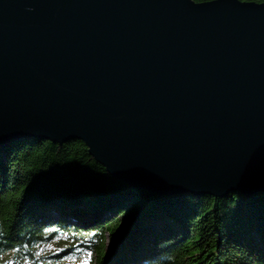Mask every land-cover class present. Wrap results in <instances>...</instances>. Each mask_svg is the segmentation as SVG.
Here are the masks:
<instances>
[{
  "label": "water",
  "instance_id": "water-1",
  "mask_svg": "<svg viewBox=\"0 0 264 264\" xmlns=\"http://www.w3.org/2000/svg\"><path fill=\"white\" fill-rule=\"evenodd\" d=\"M83 141L149 192L264 191V2L0 0V148Z\"/></svg>",
  "mask_w": 264,
  "mask_h": 264
},
{
  "label": "trees",
  "instance_id": "trees-1",
  "mask_svg": "<svg viewBox=\"0 0 264 264\" xmlns=\"http://www.w3.org/2000/svg\"><path fill=\"white\" fill-rule=\"evenodd\" d=\"M72 257L69 264H264V191L158 194L112 176L81 140L11 141L0 148V264Z\"/></svg>",
  "mask_w": 264,
  "mask_h": 264
},
{
  "label": "rangeland",
  "instance_id": "rangeland-1",
  "mask_svg": "<svg viewBox=\"0 0 264 264\" xmlns=\"http://www.w3.org/2000/svg\"><path fill=\"white\" fill-rule=\"evenodd\" d=\"M57 248V245L55 244V243H53V244H51V245H49L48 247H47V249H48V251H50V250H54V249H56ZM38 253H39V251H38ZM84 259V258H83ZM73 262H77V258H75V257H72V258H70L69 260H67V261H64V262H62L63 264H69V263H73ZM61 263V264H62Z\"/></svg>",
  "mask_w": 264,
  "mask_h": 264
}]
</instances>
